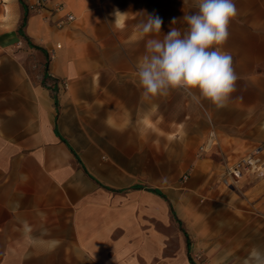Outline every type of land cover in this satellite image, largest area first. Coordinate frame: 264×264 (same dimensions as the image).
<instances>
[{
  "label": "crops",
  "instance_id": "0c3cea01",
  "mask_svg": "<svg viewBox=\"0 0 264 264\" xmlns=\"http://www.w3.org/2000/svg\"><path fill=\"white\" fill-rule=\"evenodd\" d=\"M61 1L55 14L29 13L21 32V0H0V264H200L189 259L186 240L169 252L165 237L139 229V216L123 206L156 194L138 183L155 151L184 165L200 161L202 169L196 150L208 129L203 109L218 129L220 156L241 154L259 139L264 0H235L223 49L238 79L220 110L177 91L145 100L136 75L150 38L138 33L146 15L162 18V37L173 18L186 28L183 17L197 11L196 0ZM67 12L74 20L63 22ZM77 18L81 38L65 33L66 48L47 69H31L26 38L36 43L45 22L63 27ZM240 200L220 230L248 231L264 251V178Z\"/></svg>",
  "mask_w": 264,
  "mask_h": 264
},
{
  "label": "rangeland",
  "instance_id": "374dc122",
  "mask_svg": "<svg viewBox=\"0 0 264 264\" xmlns=\"http://www.w3.org/2000/svg\"><path fill=\"white\" fill-rule=\"evenodd\" d=\"M36 11L29 9V13ZM42 28L45 36L36 38L34 40L36 43L30 42L43 50L32 47L29 43L27 45V55L32 61L31 69L34 70H37V65H40L41 70L47 69L49 59L66 48L65 33L73 31L74 37L81 38L78 18L63 27L45 22ZM74 49L75 53H81L80 47ZM203 112L207 118L208 129L196 150L202 169L198 167L200 161L184 165L181 159L162 157L166 153L155 151L153 157L147 160L148 166L139 175L138 183L161 189L165 197L157 194L151 196L138 194L131 198L132 200L127 199L131 205L136 202V207L123 206V211L128 210L127 213L139 216V225L137 224L139 229L161 233L165 237L169 252L177 250L187 238L191 244V259L200 264H245L246 260L249 264H254L250 256L253 249H258L256 246L259 242L258 237L252 236L248 231L227 233L220 230V227L225 224L231 205L244 204L240 203L244 189L264 178V127L259 129V139L247 147L244 146L241 154L238 151L228 156L216 153L220 146L218 135V143L208 152L201 153L199 146L206 138L211 123L214 125L204 109ZM214 128L217 133L215 125ZM228 140L229 138H226V141ZM257 147H261V150L256 154L259 159L257 168H253L243 160L253 154ZM229 168L233 169L230 175L226 174ZM226 176L229 185L225 183ZM149 201L153 202L151 207L152 203ZM216 217H221L222 222H216Z\"/></svg>",
  "mask_w": 264,
  "mask_h": 264
},
{
  "label": "clouds",
  "instance_id": "9594fccd",
  "mask_svg": "<svg viewBox=\"0 0 264 264\" xmlns=\"http://www.w3.org/2000/svg\"><path fill=\"white\" fill-rule=\"evenodd\" d=\"M195 7L197 11L183 17L186 28L175 27L177 20L173 18V27L162 37V18L146 15L138 33L141 38H150L137 61L136 75L145 100L177 91L196 104L208 101L220 110L227 107L238 79L233 58L223 49L229 23L238 10L235 0H196ZM250 260L264 264V251L253 249Z\"/></svg>",
  "mask_w": 264,
  "mask_h": 264
},
{
  "label": "built area",
  "instance_id": "2783aa9c",
  "mask_svg": "<svg viewBox=\"0 0 264 264\" xmlns=\"http://www.w3.org/2000/svg\"><path fill=\"white\" fill-rule=\"evenodd\" d=\"M28 7L29 9H35L37 11L47 8L51 14H55L64 8V3L61 0H36L34 3L30 4ZM72 20H74V15L70 12H67L65 14V17L62 19L63 22H69ZM63 86L66 87L67 83L63 82ZM217 143H218L217 133L215 131L214 125L211 123L210 130L206 138L204 139V141L199 146V150L201 151V153H206ZM255 150L256 151L253 154L248 155L243 160L246 164L248 163V166H252L253 168L254 167L257 168L256 164L259 159L256 156V154L258 153L259 150H261V147H257ZM235 170L238 171L237 173H240L238 169H235ZM231 172H233L232 168H229L228 170H226V174L228 175H230ZM184 177H186V175ZM224 180H225V183L229 185V179L227 178V176Z\"/></svg>",
  "mask_w": 264,
  "mask_h": 264
},
{
  "label": "trees",
  "instance_id": "16d2710c",
  "mask_svg": "<svg viewBox=\"0 0 264 264\" xmlns=\"http://www.w3.org/2000/svg\"><path fill=\"white\" fill-rule=\"evenodd\" d=\"M21 3H22V5H23L24 12H23V17H22V21H21V24H20L19 30L22 32V28H23V26L25 25L26 20H27V17H28V15H29V7H28V5L25 4L22 0H21ZM26 39H27L28 43H29L32 47H35V48H38V49L43 50V48H41L40 46H37V45H35V44H32L28 38H26ZM134 187H135V188H141V185H136V186H134ZM147 189L150 190V191H152V192H154V193H156V194H158V195H160V196H162V197H165V195H164L159 189H157V188H147ZM171 211H172V213H174L173 210H172V207H171ZM185 235H186V234H185ZM186 245H187L188 257H189V259H191L190 254H189L190 242H189V240H188L187 238H186Z\"/></svg>",
  "mask_w": 264,
  "mask_h": 264
}]
</instances>
